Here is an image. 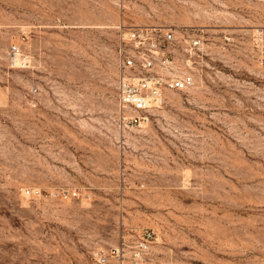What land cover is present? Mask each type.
I'll use <instances>...</instances> for the list:
<instances>
[{
	"label": "rangeland",
	"instance_id": "obj_1",
	"mask_svg": "<svg viewBox=\"0 0 264 264\" xmlns=\"http://www.w3.org/2000/svg\"><path fill=\"white\" fill-rule=\"evenodd\" d=\"M142 26L204 34L211 54L132 125L120 48ZM259 29L264 0H0V264H98L145 232L143 264H264Z\"/></svg>",
	"mask_w": 264,
	"mask_h": 264
},
{
	"label": "built area",
	"instance_id": "obj_2",
	"mask_svg": "<svg viewBox=\"0 0 264 264\" xmlns=\"http://www.w3.org/2000/svg\"><path fill=\"white\" fill-rule=\"evenodd\" d=\"M231 40L224 37L223 42ZM251 52L264 60V29L250 39ZM18 46L10 50L11 61L17 62ZM209 40L204 34L190 30L177 32L159 26L133 27L120 48V76L117 83L118 105L124 122L145 123L151 110L164 106L169 93H186L194 89L211 54ZM31 196L32 192H26ZM80 194L57 193L56 197ZM152 233L145 232L131 251L126 243L109 254H95L98 264H143L149 251ZM129 255V256H128Z\"/></svg>",
	"mask_w": 264,
	"mask_h": 264
}]
</instances>
